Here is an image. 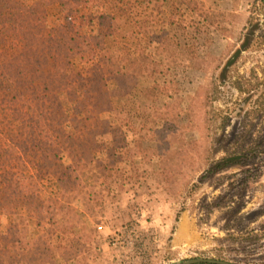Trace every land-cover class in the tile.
Masks as SVG:
<instances>
[{"label":"trees","instance_id":"16d2710c","mask_svg":"<svg viewBox=\"0 0 264 264\" xmlns=\"http://www.w3.org/2000/svg\"><path fill=\"white\" fill-rule=\"evenodd\" d=\"M201 1L37 0L30 4L24 0H11L4 7L0 13V44L26 50L37 44V31L46 27L52 8L57 6L59 11L54 15V23L63 30L60 47L67 53L69 60L68 67L55 53L48 52L33 60L31 73L19 87H15L9 80L0 79V251H9L11 257L17 260L16 264H37L42 256V248L27 237L11 239L15 230L11 205L21 197L30 198L37 208L42 209L46 204L51 206L54 203L51 201L52 195H41L39 183L35 192L30 191L28 180H42L46 174L49 181L63 183L67 171L71 172L70 176L83 175L87 180L92 175L81 174L84 166L88 163H99L100 166L118 156L129 163L126 180H140L149 174L141 172L139 165L148 158L158 157L153 162V174L170 186L174 203L179 204L185 196L186 202L194 197L203 184L214 178L221 168L249 161L247 155L255 148L248 152L242 149L247 137L242 142L236 139L237 143L228 150L224 141L228 140L226 130L235 116L243 120L244 127L248 122L264 118V82L260 80L258 71L234 77L230 83V94H227L222 89L226 82L215 75L220 65L217 68L214 66L210 90L200 86L191 100L177 97L159 109L157 118L169 121L174 133H184V149L173 141L160 140V129L153 117V104L150 103L138 104L126 122L121 123L108 115L112 105L89 103L87 99L78 100L77 111L81 106L85 109L90 104L89 112L92 116L106 124L100 137L92 138L87 144L70 116L52 107L54 104L67 103L68 90L74 86L75 81L84 79L83 72L88 77L92 66L87 64L95 61L94 66L98 63V58L106 54L107 41L112 37L126 39L122 43L125 45L114 47V55L118 57V63H124L122 69H125L124 75L128 76V81L135 85H145L153 58L146 51L134 47L133 42L144 34L150 36L155 29L167 31L178 27L186 30L189 19L194 16L203 18L199 12ZM260 2L264 8V0ZM139 10L145 14L138 15ZM129 17L132 21L137 18L131 26L126 21ZM248 21L252 22L253 17L250 16ZM207 29L203 39L200 30L192 38L213 44V34L218 33L216 29ZM193 50L191 48L192 56L195 55ZM234 50V47L231 48L228 56ZM87 54L90 55L87 57ZM205 63L210 64L207 60ZM89 91H83L85 97L89 96ZM30 100L35 101L37 106L49 104L50 107L36 115V107L28 106ZM223 152L225 155L217 162L216 158ZM19 158L28 164V170L15 174L12 164ZM252 158L264 160V155H254ZM263 169L233 172L228 177L230 189L226 196L211 203L214 210H226L225 218L230 232L223 240L230 239L238 244L236 249L246 252V256L264 242V230L259 233L251 229L252 221L264 216V211L250 212L252 209L248 206L247 198L249 185L262 175ZM95 189L97 193L98 186ZM2 196H6L10 203L8 206L4 204ZM73 198L78 199L77 206L81 198L82 204L89 202L85 193L79 197L73 195ZM99 205L104 215V203ZM61 206L64 209L66 207L63 204ZM183 209L176 216L177 222L181 219ZM76 213L81 218L96 215L83 213L80 208ZM88 223L90 227L93 225L92 222ZM69 224L71 220L65 224L63 234L57 235L58 244L55 245L58 249L67 250L64 264H92L91 248L96 239L92 233L86 237L80 230V233L77 232L82 242L76 241L78 233L73 232L78 224L72 223V227ZM239 225L238 232L231 231ZM68 228L71 230L67 231ZM93 234H96L95 230ZM200 252L202 255L199 257L223 261L222 258L210 257L208 250ZM0 264L9 263L0 255Z\"/></svg>","mask_w":264,"mask_h":264},{"label":"rangeland","instance_id":"374dc122","mask_svg":"<svg viewBox=\"0 0 264 264\" xmlns=\"http://www.w3.org/2000/svg\"><path fill=\"white\" fill-rule=\"evenodd\" d=\"M10 1L0 0V13ZM24 1L31 4L37 0ZM58 11L57 6L52 8L48 24L37 31L39 40L33 47L23 50L12 45L0 44L1 80H9L15 87H19L31 73L33 60L48 52L55 53L58 59L66 62L69 67L67 53L60 47V35L63 30L54 23V15ZM199 12L203 18L194 16L189 19L186 30L178 27L167 31L155 29L150 36L144 34L133 42L134 47L146 51L153 58L149 79L145 85H135L128 81V76L124 75L125 69H122L124 63H118V57L114 55V47L125 45L122 43L126 42V39L112 37L107 41L106 54L98 58V63L94 66L95 61L87 64L92 66L88 77L87 73L83 72L84 79L75 81L74 86L68 90L67 103L54 104L52 107L70 116L87 144L92 138L100 137V132L105 130L106 124L92 116L89 112L90 104L85 109L81 106L77 111L78 100L87 99L89 103L112 105V111L108 115L121 123L126 122L138 104L150 103L153 104V117L156 118L160 129V140L173 141L184 149L186 144L184 133L182 131L174 133L169 121L157 118L158 111L164 104L173 102L177 97L191 100L200 86L210 90L213 67L217 68L218 65L220 66L215 75L226 82L222 89L227 94H230V83L239 74L258 71L260 80L264 82V8L260 0H202ZM137 14L145 13L139 10ZM250 16L253 17L252 22L248 21ZM136 19L132 21L129 17L126 21L131 26ZM207 28L210 31L216 29L218 33L213 34L215 37L213 44L198 42L192 38L200 30L202 33L200 37L203 39ZM233 47L235 50L228 56ZM191 48L194 49V56ZM237 51H240V54L235 63L224 71L228 61ZM206 60L210 64L206 65ZM85 89L91 90L87 97L83 93ZM28 106L36 107V115L50 107L49 104L37 106L35 101L31 100ZM242 121L237 116L233 118L226 130L228 140L224 141V144L228 150L237 143L236 139L241 141L247 137L242 149L248 152L249 149L255 148L248 154L249 156L247 155L249 161L236 162L230 167L221 168L219 173L203 184L200 191L187 202L185 196L179 204L174 203L170 186L153 174V162L158 157L148 158L139 165L140 171L148 173L149 176L128 181L126 177L129 163L122 156H118L100 166L99 163H88L84 166L81 174L92 175V178L87 180L83 175L70 176V171L64 173L67 178L63 183L49 181L46 174L42 180L37 181L36 178L28 180L30 191L35 192L39 183L41 195L46 197L52 195L51 201L54 203L51 206L46 204L42 209L37 208L30 198H18L11 205L15 220V230L11 239L27 237L36 241L42 248V256L37 264H64L67 250L58 249L55 245L58 244L57 235L63 234L65 224L71 220L69 227L73 226L72 223L78 224L73 234L78 233L77 231L80 233L81 230L86 237L92 233V237L96 239L91 248L92 264H179L188 259L203 258L199 257L202 255L200 251L203 250L210 251L208 253L210 257L222 258L223 261L234 264H264V247L260 248L264 242L246 256V252L236 249L238 244L230 239L223 240L230 232L225 218L226 210H214L211 204L219 197L226 196L230 189L228 177L233 172L264 167V160L252 158L254 155H264V118L253 123L248 122L246 127ZM224 155V152L221 153L216 158L217 162H220ZM12 170L15 174L22 173L28 170V164L19 158L12 164ZM95 186H98L97 193ZM83 192L89 202L84 205L81 198L80 205L77 206L78 199H74L73 195L79 197L84 194ZM2 198L4 204L8 206L10 203L6 196ZM247 198L248 206L252 209L250 212L264 211V172L249 185ZM101 202L105 207L104 215L100 212ZM62 204L66 205L65 209ZM78 208L83 213L96 215L81 218L76 213ZM182 208L184 209L180 221H186L196 231V241H210L212 245L208 248L188 244L186 247L175 246L173 239L180 223L177 222L176 216ZM88 222H92L93 225L90 227ZM133 225L138 227V232L153 234L156 237L158 246L153 256L143 262L130 258L124 249L126 245L120 248L112 242L113 234ZM240 226L234 227L231 231L238 232ZM99 227H102V230ZM251 229L262 232L264 216L252 221ZM70 230L68 228L67 231ZM94 230L96 234H93ZM79 233L75 239L82 242L78 238ZM239 244L242 245V242ZM0 255L6 258L9 264L17 262L9 251L1 250Z\"/></svg>","mask_w":264,"mask_h":264},{"label":"built area","instance_id":"2783aa9c","mask_svg":"<svg viewBox=\"0 0 264 264\" xmlns=\"http://www.w3.org/2000/svg\"><path fill=\"white\" fill-rule=\"evenodd\" d=\"M99 228L102 230V227ZM111 237L116 247L121 248L122 245H126L124 249L127 250L129 257L136 261L142 260L143 262L151 255L153 256L156 246H158L156 237L153 234L140 233L135 225L115 233Z\"/></svg>","mask_w":264,"mask_h":264},{"label":"crops","instance_id":"0c3cea01","mask_svg":"<svg viewBox=\"0 0 264 264\" xmlns=\"http://www.w3.org/2000/svg\"><path fill=\"white\" fill-rule=\"evenodd\" d=\"M195 234H196V231L186 221H183V220L180 221L176 234L174 235L176 238L174 237L173 239L175 246L176 247H186V245L188 244L189 246H199V247L202 246L203 249H206L210 245H212L210 241L209 242L196 241Z\"/></svg>","mask_w":264,"mask_h":264},{"label":"water","instance_id":"95a60500","mask_svg":"<svg viewBox=\"0 0 264 264\" xmlns=\"http://www.w3.org/2000/svg\"><path fill=\"white\" fill-rule=\"evenodd\" d=\"M240 54V51H237L232 57L231 59L228 61L227 66L225 67L224 71H227L229 67H231L236 59L238 58ZM201 262H210V263H221V264H232V263H228L226 261H218V260H214V259H206V258H192V259H188L186 261H183L179 264H199Z\"/></svg>","mask_w":264,"mask_h":264},{"label":"flooded vegetation","instance_id":"af4514ba","mask_svg":"<svg viewBox=\"0 0 264 264\" xmlns=\"http://www.w3.org/2000/svg\"><path fill=\"white\" fill-rule=\"evenodd\" d=\"M227 262V261H226ZM228 263H231V262H228ZM232 264H234V263H232Z\"/></svg>","mask_w":264,"mask_h":264}]
</instances>
